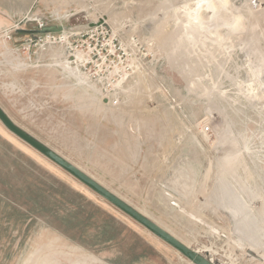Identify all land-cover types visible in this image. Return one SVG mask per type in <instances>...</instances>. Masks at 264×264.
<instances>
[{"label":"rangeland","instance_id":"obj_1","mask_svg":"<svg viewBox=\"0 0 264 264\" xmlns=\"http://www.w3.org/2000/svg\"><path fill=\"white\" fill-rule=\"evenodd\" d=\"M0 6L19 127L215 263L264 264V0ZM7 133L0 264H193Z\"/></svg>","mask_w":264,"mask_h":264},{"label":"water","instance_id":"obj_2","mask_svg":"<svg viewBox=\"0 0 264 264\" xmlns=\"http://www.w3.org/2000/svg\"><path fill=\"white\" fill-rule=\"evenodd\" d=\"M63 31V27H46L35 31H23L32 34H50ZM0 121L13 135L28 144L30 147L38 151L44 157L56 164L58 167L69 173L87 188L95 192L97 195L111 203L113 206L121 210L124 214L143 226L151 234L162 240L193 264H217L212 259L207 258L201 252L192 249L174 234L163 228L156 221L151 219L145 213L130 205L124 199L113 193L111 190L102 185L95 178L83 171L81 168L71 163L69 160L59 155L53 149L43 144L41 141L30 135L28 132L19 127L0 106Z\"/></svg>","mask_w":264,"mask_h":264},{"label":"crops","instance_id":"obj_3","mask_svg":"<svg viewBox=\"0 0 264 264\" xmlns=\"http://www.w3.org/2000/svg\"><path fill=\"white\" fill-rule=\"evenodd\" d=\"M7 12L4 8L0 6V28H3L7 24ZM3 125V124H2ZM4 126V125H3ZM5 127V126H4ZM7 130V129H6ZM0 169H23L24 168V160L19 155V153L15 152L10 145L7 144V138L8 133L5 131L2 127H0ZM12 134V133H11ZM13 135V134H12ZM15 136V135H13ZM16 137V136H15ZM18 140H20L18 137H16ZM15 139V140H17ZM22 143V140H20ZM20 141H17L18 143ZM17 144V143H16ZM26 144V143H25ZM28 145V144H27ZM29 146V145H28ZM32 148V147H31ZM33 149V148H32ZM35 150V149H33ZM36 151V150H35ZM39 153L38 151H36ZM40 154V153H39ZM43 156V155H42ZM44 157V156H43ZM46 158V157H45ZM47 159V158H46ZM49 160V159H47ZM50 161V160H49ZM51 162V161H50ZM53 163V162H52ZM54 164V163H53ZM57 166L56 164H54ZM60 168V167H58ZM61 169V168H60ZM6 170H5V180H6ZM13 188L11 184H7V186L1 190L5 191L2 193L0 190V222L4 221L5 223L8 222V202H7V196H8V189Z\"/></svg>","mask_w":264,"mask_h":264},{"label":"built area","instance_id":"obj_4","mask_svg":"<svg viewBox=\"0 0 264 264\" xmlns=\"http://www.w3.org/2000/svg\"><path fill=\"white\" fill-rule=\"evenodd\" d=\"M40 28L43 29L44 26L41 25ZM7 38H10V36L7 35ZM204 131H205V133L209 134L211 132V128L209 126H207V127L204 128Z\"/></svg>","mask_w":264,"mask_h":264},{"label":"bare ground","instance_id":"obj_5","mask_svg":"<svg viewBox=\"0 0 264 264\" xmlns=\"http://www.w3.org/2000/svg\"><path fill=\"white\" fill-rule=\"evenodd\" d=\"M142 212V211H141ZM157 222V221H156ZM189 246V245H188Z\"/></svg>","mask_w":264,"mask_h":264}]
</instances>
